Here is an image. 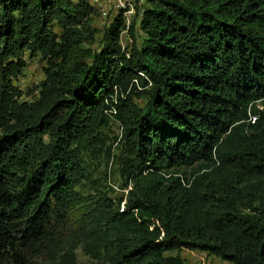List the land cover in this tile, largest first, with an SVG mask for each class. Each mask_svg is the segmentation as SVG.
<instances>
[{
  "label": "trees",
  "instance_id": "trees-1",
  "mask_svg": "<svg viewBox=\"0 0 264 264\" xmlns=\"http://www.w3.org/2000/svg\"><path fill=\"white\" fill-rule=\"evenodd\" d=\"M95 16L90 0H0V264H74L79 247L264 264V0H146L92 49ZM26 53L47 64L34 102L14 84ZM114 122L120 187L86 161L115 160Z\"/></svg>",
  "mask_w": 264,
  "mask_h": 264
},
{
  "label": "rangeland",
  "instance_id": "rangeland-1",
  "mask_svg": "<svg viewBox=\"0 0 264 264\" xmlns=\"http://www.w3.org/2000/svg\"><path fill=\"white\" fill-rule=\"evenodd\" d=\"M109 23L110 20H106L105 17L95 16L93 18L91 28L96 29L98 32L95 35V41H89L85 44L87 48H98V40L102 38ZM57 31L59 32L58 29ZM24 61L27 67L21 76L14 81V84L25 94L23 100L34 102L38 99L41 83L46 79L44 69L47 67V64L40 57L30 58L29 53L25 54ZM105 133L107 136L106 148H111L115 160L109 159L107 154L101 157L97 156V154L88 155L86 157L88 171L93 179L102 182L103 186L113 184L120 187L121 178L119 170L121 167V159L124 154V145L121 143V130L119 124L114 122ZM172 254L177 255L178 253L173 252ZM179 254L190 264H226L202 252L184 251ZM74 256V264H104L103 262L92 259L81 247L74 251Z\"/></svg>",
  "mask_w": 264,
  "mask_h": 264
},
{
  "label": "built area",
  "instance_id": "built-area-1",
  "mask_svg": "<svg viewBox=\"0 0 264 264\" xmlns=\"http://www.w3.org/2000/svg\"><path fill=\"white\" fill-rule=\"evenodd\" d=\"M92 6L102 14V17L107 18L108 16L113 18L121 11L127 20V26L130 25L132 17L136 14L137 6L142 7L146 0H90ZM121 43L123 48L130 41L129 29L127 27L121 34ZM256 117H251L250 122L254 124L256 122Z\"/></svg>",
  "mask_w": 264,
  "mask_h": 264
}]
</instances>
